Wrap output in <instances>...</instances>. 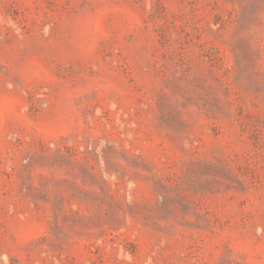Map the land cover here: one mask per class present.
<instances>
[{"label": "rangeland", "instance_id": "1", "mask_svg": "<svg viewBox=\"0 0 264 264\" xmlns=\"http://www.w3.org/2000/svg\"><path fill=\"white\" fill-rule=\"evenodd\" d=\"M0 264H264V0H0Z\"/></svg>", "mask_w": 264, "mask_h": 264}]
</instances>
